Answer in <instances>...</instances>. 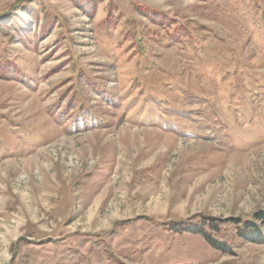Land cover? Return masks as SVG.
<instances>
[{"label":"rangeland","instance_id":"1","mask_svg":"<svg viewBox=\"0 0 264 264\" xmlns=\"http://www.w3.org/2000/svg\"><path fill=\"white\" fill-rule=\"evenodd\" d=\"M261 210L264 0H0V264H264L170 229Z\"/></svg>","mask_w":264,"mask_h":264},{"label":"trees","instance_id":"2","mask_svg":"<svg viewBox=\"0 0 264 264\" xmlns=\"http://www.w3.org/2000/svg\"><path fill=\"white\" fill-rule=\"evenodd\" d=\"M260 93V92H256ZM194 222L171 226V230L200 234L219 250L227 252L232 243L251 242L264 244V210L250 217L226 218L198 215Z\"/></svg>","mask_w":264,"mask_h":264}]
</instances>
